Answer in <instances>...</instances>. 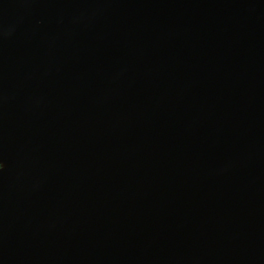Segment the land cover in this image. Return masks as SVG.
Segmentation results:
<instances>
[{
	"label": "water",
	"instance_id": "water-1",
	"mask_svg": "<svg viewBox=\"0 0 264 264\" xmlns=\"http://www.w3.org/2000/svg\"><path fill=\"white\" fill-rule=\"evenodd\" d=\"M0 264H264V0H0Z\"/></svg>",
	"mask_w": 264,
	"mask_h": 264
}]
</instances>
